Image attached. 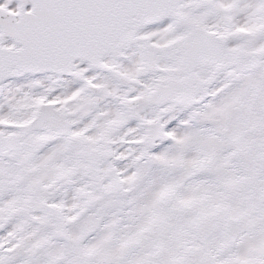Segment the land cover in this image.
Masks as SVG:
<instances>
[{
  "label": "snow or ice",
  "instance_id": "1",
  "mask_svg": "<svg viewBox=\"0 0 264 264\" xmlns=\"http://www.w3.org/2000/svg\"><path fill=\"white\" fill-rule=\"evenodd\" d=\"M0 264H264V0H0Z\"/></svg>",
  "mask_w": 264,
  "mask_h": 264
}]
</instances>
